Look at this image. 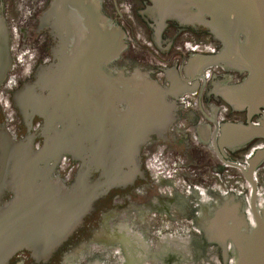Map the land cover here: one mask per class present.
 <instances>
[{
    "label": "flooded vegetation",
    "instance_id": "1",
    "mask_svg": "<svg viewBox=\"0 0 264 264\" xmlns=\"http://www.w3.org/2000/svg\"><path fill=\"white\" fill-rule=\"evenodd\" d=\"M98 1L109 19L106 12L109 7L121 10L136 6L140 11L141 18L133 19L134 24L118 11L116 19L122 21L126 48L110 68L123 76L122 80L133 79L137 87L148 88V82H156L164 89L174 110L173 115L160 116L157 121L155 115H149L148 120H154L147 126L150 130L145 142L132 158L120 160L123 182L96 201L101 202L103 215L108 214L109 208H117L114 214L119 225L114 227L118 235L116 243L109 240L110 229L106 222L110 217L105 216L102 230L91 242L120 246L122 257L116 264H206V261L210 263L209 259L201 255L206 248L214 247L221 252V264H235L238 252L234 245L229 240L213 238L209 227L225 203L232 207L229 218H236L235 205H239L238 212L248 220V227L243 226L245 230L251 229V220L256 214L264 212V137L228 129L229 126L264 125V105L252 113L250 107L239 108L227 99L248 86L253 77L251 69L243 65L241 59L192 68V60L201 53L186 45L184 48L182 45L183 50L173 52V41H182L189 35L209 37L212 42L210 52L206 53L209 55L222 53L226 44L194 16L189 19L176 10H164L159 0ZM56 6L57 0H0V16L10 35L9 20L12 19L15 25L26 27L22 36L36 42L39 48L35 66L24 75L12 73V60L0 86V122L4 116L8 120L13 117L16 122L10 134L0 123V201L4 202L0 206L4 208L15 201L35 200V195L25 194L28 187L23 180H14V167L23 161L28 147L33 157H39L48 143L53 145L51 140L57 135L89 136L87 131L81 134L77 129H87L90 125L91 89L86 99L79 94L80 104H77L71 89L62 90L58 83L51 82L50 76L57 73L61 65H71L76 50L72 27L69 30L64 27L60 19L63 12L61 8L56 11ZM18 9L24 15L20 22L16 19ZM70 10L75 21L76 17L84 21L77 7L70 6ZM191 11L194 13L196 9L192 7ZM135 25L140 27V35L136 34ZM82 28L84 33L80 37L84 39L83 22ZM167 32L174 35L168 42ZM248 39L246 30L240 34L236 46L245 45ZM260 88L264 90V72ZM3 89L8 101L5 107L1 103ZM137 104L143 106L144 103ZM140 126L137 133L144 127ZM88 148L86 145L83 157L76 156V148L70 147L59 158L56 171L65 167L72 172L71 190L82 169L91 165ZM112 163L108 160L107 164ZM100 175L93 172L91 177L97 180ZM40 182L37 185L45 189ZM89 214L74 230L53 233L46 246L49 255L37 256L33 243L27 242L7 264H66L68 260L60 256L73 250L77 239L87 233L89 226L85 225V220ZM189 244L195 249V258L189 255ZM173 247L179 252L173 253ZM85 261L105 264L100 260ZM106 262L113 264L110 260Z\"/></svg>",
    "mask_w": 264,
    "mask_h": 264
},
{
    "label": "water",
    "instance_id": "2",
    "mask_svg": "<svg viewBox=\"0 0 264 264\" xmlns=\"http://www.w3.org/2000/svg\"><path fill=\"white\" fill-rule=\"evenodd\" d=\"M159 3L164 10H176L183 17L192 14L225 42L222 53L195 57L192 68L241 59V63L251 69L253 77L248 86L230 94L227 99L239 108L250 107L252 113L258 112L264 105V90L260 88L264 72V0H159ZM70 6L77 7L84 17V39L80 37L84 33L82 22L76 16V21L73 19ZM56 7V11L61 8L63 12L60 19L64 21V27L68 30L72 27L76 50L71 65H61V69L50 76L51 82L58 83L62 90L71 89L77 104H80L79 94L86 99V93L91 89L93 110L90 125L87 129H77L81 134L87 131L89 136L57 135L51 140L53 145L48 143L39 157H33L28 147L23 161L14 167V180H23L28 187L25 194L35 195V200L15 201L5 208L0 206V264H7L27 242L33 243L37 256L49 255L46 246L55 231L74 230L91 213L100 197L123 182L120 160L132 158L145 142L150 130L147 126L154 120H148L149 115H155V121L160 116L173 115L174 107L156 82H148V88L137 87L133 79L125 77L122 80L123 76L110 68L126 48V34L121 26L112 25L98 0H57ZM192 7L196 13L191 11ZM246 30L249 31L247 43L237 47L240 34ZM10 42L9 30L0 16V86L12 63ZM137 103L144 104L139 106ZM139 125L144 127L137 133ZM228 129L264 137V125L229 126ZM86 145L91 165L79 173L74 189L64 192L60 183L51 179L59 158L70 147L76 148V156L83 157ZM77 149L81 150L77 152ZM107 159L113 162L111 166H108ZM51 161H54L53 165ZM93 172L101 175L90 184L87 180ZM39 181L45 189L37 185ZM227 204L211 221V236L224 242L229 240L234 245L238 252L235 264H264V212L256 214L251 220V229L245 230L243 226L248 227V220L238 212L239 205H235L236 218H229L232 207ZM230 221L233 224H229Z\"/></svg>",
    "mask_w": 264,
    "mask_h": 264
},
{
    "label": "rangeland",
    "instance_id": "3",
    "mask_svg": "<svg viewBox=\"0 0 264 264\" xmlns=\"http://www.w3.org/2000/svg\"><path fill=\"white\" fill-rule=\"evenodd\" d=\"M121 10L120 9L115 10L114 7H109L106 9V12L110 16V20L111 21L113 20V23H112L113 26L122 27V21L121 20L118 21L116 19L119 12L124 14V18L132 24H134L133 19L141 18L140 11L137 10L136 6L133 7L132 9H129L128 7L123 8V9L121 8ZM16 14H17L16 15L17 21L19 19L21 20V18L24 16L22 15L23 14L22 10L17 11ZM191 17H192V14L191 15L189 14L187 15V17H184V18L191 19ZM9 22L11 23L10 24V29H11L10 39H11V49H12L11 58L14 64V69L12 73L18 74V75H24L28 71H30L33 66H35V63L37 61L36 56L39 53V48L36 42L34 41L32 42L22 36L21 32L25 30L26 28L25 26H22V25L20 26L19 24H17L18 26L15 25L16 22H13L12 19H10ZM134 28L136 29V34L140 35L141 33L140 27L138 25H135ZM161 30L159 32H161ZM148 35H154V34L152 32H149ZM167 35L169 36V38L167 37L168 38L167 42L172 40V38H174L173 33H170V34L168 33ZM173 44H174L173 50H172L173 52L178 51V49L183 50L184 45H186L185 47H188V49H190L191 47V48L196 49L197 52H200L201 54H206L210 52V49L212 47V42L209 37L208 38L206 37L197 38L196 36H192V35L184 37L182 41L181 40L177 41L176 39L175 41H173ZM182 45H183V48H182ZM5 91H6L5 89L1 91V103L3 107H5L8 104L7 98L4 95ZM8 118L9 120L7 119V117L4 116V118L2 119L0 123L4 127L5 131L8 134H10L9 132L13 131L12 128L14 127V125H16V122L14 121L13 117H8ZM71 173L72 172H69V169L65 167L64 168L61 167L53 174L51 179L54 183L59 182L64 192H68V191L71 192V188L69 186L70 178H72ZM94 180L95 179L93 177H90L88 179V183L91 184ZM100 199L101 198H99L98 200ZM3 204L4 202L0 201V205H3ZM103 211L105 210L102 209L101 202H95L93 205V210L91 214H89V216L85 220L86 222L85 225L89 226L87 228L88 229L87 233L83 235V237L81 236V238L77 239L78 241L73 250L67 251L66 253L64 252V254L60 256L62 259H64V261L65 259L68 260L66 264H87V262L85 261L86 259L87 260L91 259L94 261L100 260L105 264L107 263L106 262L107 260H110L111 262H113V264H116L117 259H120L122 257L121 252H120V246H117L116 244H113V243L110 245L107 244L108 245L107 246L105 245L104 242L100 244L91 242V239H94V236L102 230V227L104 226L103 219L105 217L107 218L110 217V220L106 222V226H109V229H110V234H108V237H109V240H113L114 243H116L115 239H117L118 235H116L114 227L116 226L118 227L119 225H118L117 216L114 214H116L117 208H114V207L109 208L108 214L105 212L104 215L102 214ZM189 245H190L188 249L189 255L190 257L195 258L196 257L195 249L192 248L193 245L192 246L191 244ZM173 249H174L173 253L179 252V249L177 247H173ZM68 253L69 255L66 257ZM201 258L209 259L210 263L206 261V264H221L220 261H222L221 252H218L217 250H215V247L214 249L206 248V250H204V254L201 255Z\"/></svg>",
    "mask_w": 264,
    "mask_h": 264
}]
</instances>
